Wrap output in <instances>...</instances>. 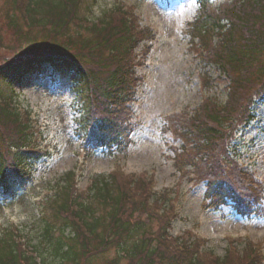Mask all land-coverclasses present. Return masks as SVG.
I'll list each match as a JSON object with an SVG mask.
<instances>
[{
	"label": "trees",
	"instance_id": "trees-1",
	"mask_svg": "<svg viewBox=\"0 0 264 264\" xmlns=\"http://www.w3.org/2000/svg\"><path fill=\"white\" fill-rule=\"evenodd\" d=\"M27 26L18 58L0 63V196L13 197L32 180L35 163L48 156L37 144L31 112L17 105L13 85L41 74L70 76L82 102V149L106 156L131 144V104L141 64L137 49L151 47L153 32L140 25L122 3L96 15L97 0H8ZM187 35L204 67L205 95L194 110L170 115L165 129L181 140L172 148L177 171L205 183L206 208L230 207L241 216L264 215V191L238 164L233 147L239 129L255 120L264 98V0H197ZM23 15V16H22ZM37 33L32 34V30ZM14 30V31H15ZM227 82L226 99L206 95L214 82ZM40 210L39 231L28 242L11 225L0 228V264H90L113 250V264H264L262 249L245 242L220 258L205 255L170 235L175 217L169 191H156L151 179L123 172L98 173L79 188L74 170L49 182ZM18 228L17 226H15ZM34 242V243H33ZM240 254V255H239Z\"/></svg>",
	"mask_w": 264,
	"mask_h": 264
},
{
	"label": "rangeland",
	"instance_id": "rangeland-1",
	"mask_svg": "<svg viewBox=\"0 0 264 264\" xmlns=\"http://www.w3.org/2000/svg\"><path fill=\"white\" fill-rule=\"evenodd\" d=\"M221 1L215 0L214 4ZM119 3L132 8L140 25L150 28L154 35V40L147 43L150 50L141 46L137 49L140 84L130 105L131 145L124 153L112 156H106L101 149L90 154L91 147L88 151L82 149L78 133L82 102L74 91V78H51L50 69L44 67L41 74L14 84L17 105L31 112L38 132L37 144L49 155L35 163L32 180L25 187H17L13 197L0 196V228L11 225L13 230H20L25 242L35 240L41 220L37 202L43 200L49 182L74 170L79 188H85L94 174L116 170L145 176L151 179L154 190L169 191L176 214L170 235L178 237L179 242L191 246L195 243L198 252L220 258L234 247L240 253L245 242H252L262 249L263 257L264 215L247 218L230 207L206 208L205 183L180 173L174 165L172 148H179L181 140L165 129L166 118L200 105L205 95L200 73L206 71L212 79L219 76L213 67H204L189 43L187 31L197 13V0H97L96 15ZM14 9L10 1L0 0V63L18 58L16 30L7 24ZM14 14L15 28L22 34L27 31L25 18ZM33 33L37 30L33 29ZM226 86V81H215L206 95L225 101ZM253 111L255 120L239 129L233 147L237 148L242 170L254 182L264 185V98L256 102ZM116 255L109 250L90 264H113Z\"/></svg>",
	"mask_w": 264,
	"mask_h": 264
}]
</instances>
